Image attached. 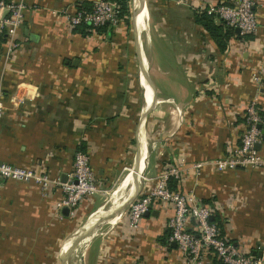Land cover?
Here are the masks:
<instances>
[{"label": "crops", "instance_id": "crops-1", "mask_svg": "<svg viewBox=\"0 0 264 264\" xmlns=\"http://www.w3.org/2000/svg\"><path fill=\"white\" fill-rule=\"evenodd\" d=\"M78 1L93 5L97 0H28L18 48L8 57L6 43H0L5 96L0 158L55 179L68 177L82 150L90 155L100 190L72 216L66 207L57 208L63 193L56 183L43 189L34 181H5L0 264H57L58 257L68 264L72 240L67 238L91 217L89 226L103 216V194L131 156L123 178L134 171L144 175L127 189L124 201L140 193L149 165L156 177L179 164L180 186L210 201L225 235L245 254L264 256V162L224 170L214 165L240 145L246 105L255 94L264 110V0H256L259 29L251 38L231 39L224 53L183 6L170 8L165 20L143 0L139 14L133 6L131 26L122 22L84 35L65 15ZM194 1L208 8L222 0ZM6 13L2 9L0 15ZM257 75L263 77L259 90ZM140 144L142 157L135 159ZM258 149L264 159V143ZM199 162L201 169L195 166ZM119 209L115 223L110 220L116 218L107 220L97 235H89L92 245L97 242L98 264H189L178 245L166 244L171 205H156L135 229ZM98 235L103 237L96 240ZM201 264L222 263L207 253Z\"/></svg>", "mask_w": 264, "mask_h": 264}, {"label": "built area", "instance_id": "built-area-1", "mask_svg": "<svg viewBox=\"0 0 264 264\" xmlns=\"http://www.w3.org/2000/svg\"><path fill=\"white\" fill-rule=\"evenodd\" d=\"M28 5V0H0V12L7 9L5 15H0V31L7 38L8 57V53L19 46L17 33L25 19ZM255 7L256 0H235L231 5L224 2L215 3L208 7V12L216 14L235 29L239 28L240 34L246 35L254 34L259 29ZM65 15L71 27L80 24L92 27L105 24L115 26L123 22L120 5L115 0H97L91 10H78L76 6L72 10H66ZM254 80L259 90L263 83L262 75L255 76ZM4 97L3 87L0 85V135L5 109ZM260 100V96L255 94L248 101L241 143L226 157L214 162L218 170L252 168L263 164L264 159L258 149V146L264 143V119L260 113ZM203 165V162L195 164L197 169H201ZM182 179L183 167L179 164L163 170L153 189L131 204L128 226L131 229L137 228L148 210L157 204H168L173 209L166 224L170 231L169 243H177L189 264L203 263L207 253H213L223 264H264V256L245 254L233 242L221 236L218 224L211 219L214 214L213 207L200 200L193 191L180 187ZM8 180L34 181L43 189L49 188L53 182L56 183L63 193V198L57 202V208L61 210L66 207L72 216L76 215L79 205L86 197L100 190L90 155L82 150L76 152L73 170L65 181L60 176L51 179L47 174L0 158V187ZM171 180L176 181L178 188L170 186Z\"/></svg>", "mask_w": 264, "mask_h": 264}, {"label": "rangeland", "instance_id": "rangeland-1", "mask_svg": "<svg viewBox=\"0 0 264 264\" xmlns=\"http://www.w3.org/2000/svg\"><path fill=\"white\" fill-rule=\"evenodd\" d=\"M194 2H195L194 0H148L149 5L152 6V8L155 10V12L157 11L158 14H161L162 13L163 16L165 17V20H168V18H167L166 15L167 14H170V10H171L170 8H172V9L173 8L174 9H180V7L183 6L185 8H188V11H190V13H192V14H194V11H196V10L201 11V10H204L205 9V5H202V3L199 4V5H197V6H195ZM130 5H131V11H132V14H133V6H134L133 0L130 1ZM158 11H160V12H158ZM163 16H161V18H163ZM217 18H219V17L217 16ZM159 19H160V17H159ZM145 28H146V26H145ZM147 30H148V28H147ZM144 36H145L144 38L146 39L145 42L148 45L147 37H146V35H144ZM135 67H136V75H138V77H139V67H138V65H135ZM150 67H151V65H150ZM149 69L151 70V68H149ZM154 78H156V77L154 76ZM141 93H142V100H143V96H144V88L143 87L141 88ZM152 112H153V110L150 112L149 116L147 117L148 118L147 126L149 124V119H150V115H151ZM143 148H144V143H143ZM132 162H133V158L131 156V158L128 159V161H126V167L123 169L120 178L119 179H116V181L114 183L112 182L110 185L107 186V191H105L106 193L103 194L104 200L102 201V203L103 202H106L105 204H102L105 207V209H108L111 206L110 198H111V195H112V191L123 180V177L128 172V170L130 169V167L132 166ZM150 167L151 166L149 165L147 171H145V176L143 178V182L144 183H143L142 190L140 191L139 194H137L135 196L134 199H132L129 203H127L123 207L124 212H123L122 217L123 216H125V217L129 216L131 204L136 199H138V197H141L142 195H145V194L149 193L151 191V189H153V187H154V185H155V183H156L157 178L159 177V175L156 176V177H154L153 175H151L150 174V169H151ZM161 169H164V165L161 167ZM102 205H101V207H103ZM119 208L117 209V211L121 210ZM88 217L86 215V217L82 221H80L79 226H81L84 222H86L87 219H88ZM92 220L93 219L91 217L90 220H88L85 225L89 226V223ZM116 220H117V218L116 219H113V220H110V221H111V223H115ZM100 221H102L103 223H105V221L102 220V219H100ZM121 221H123L122 218H121V220H119V223L116 225V228H119ZM102 224H100V225H102ZM100 225H97L95 229L93 228L89 233L84 234V236H82V238H80V239L77 240V250L74 251L70 255V257H69V259L67 261L68 264H98V261H97V250H96L97 246H95V245H97L96 244L97 242L95 243V241H94V244L92 245V242L90 241L91 240L90 237L92 236V234L96 231V229ZM89 227H95V226H92L91 225ZM106 228H107V225H104V227H101L102 231L104 229L106 230ZM116 228H114L112 230V232H115L116 231ZM89 235H90V237H89ZM101 236L102 235H98L95 239L96 240L97 239L99 240L101 238ZM89 241H90L91 244L89 246H87ZM73 242L74 241H72L71 250L73 248ZM65 257H66V254H65ZM60 263H61V260L58 257L57 264H60Z\"/></svg>", "mask_w": 264, "mask_h": 264}, {"label": "trees", "instance_id": "trees-1", "mask_svg": "<svg viewBox=\"0 0 264 264\" xmlns=\"http://www.w3.org/2000/svg\"><path fill=\"white\" fill-rule=\"evenodd\" d=\"M115 1H117L120 5L121 16H122L123 22H125L128 26H131L132 24V11H131V5H130L131 0H115ZM220 2H224L226 4L231 5L235 2V0H222ZM76 6L78 10H81V9L91 10L93 7V5L89 4L87 1H78ZM193 15H194L195 22L200 24L208 32L210 38L213 40V42L219 48V50L223 53L228 49L229 41H231V39L233 38L234 39L235 38H247L248 39L252 37V34L242 35L240 33H237L236 29L232 27L231 25L227 24L223 19L217 18V15L214 13H209L208 8H205L204 10H201V11L196 10L194 11ZM113 26L114 25L105 24L99 27H92L91 25H88V24H80V25L74 26L72 29L75 32H80L84 35H87L90 32L106 30L107 28L113 27ZM6 41H7V38L5 34L1 35L0 43L1 42L6 43ZM260 108H261L260 113L264 119V110H262V105H260ZM170 186L174 189L178 188V185L176 184L175 180L170 181ZM203 202L210 205V201L203 200ZM212 220L218 224L221 230V236L233 242L229 237L225 235L222 224L219 221H217V219L214 216ZM167 234L170 236V231L168 229H167ZM169 236H168L167 243H166L168 244V246H170ZM218 261L222 263L219 259Z\"/></svg>", "mask_w": 264, "mask_h": 264}, {"label": "bare ground", "instance_id": "bare-ground-1", "mask_svg": "<svg viewBox=\"0 0 264 264\" xmlns=\"http://www.w3.org/2000/svg\"><path fill=\"white\" fill-rule=\"evenodd\" d=\"M143 0H134V13L136 14H139V12L141 11V3H142ZM148 80V79H147ZM147 94L149 96V89L147 90ZM159 98V97H158ZM150 103V101L148 100V103H147V106L148 104ZM148 108V107H147ZM149 136H146L144 137L145 140L148 139ZM144 140V148H143V152H145V145H146V142ZM147 151L144 153L145 155H148V149H149V146L147 145ZM142 160V159H141ZM145 160V159H144ZM144 175V174H143ZM143 175H139L136 171L130 173L126 178H123L126 179L123 183L122 181L114 188V190L112 191V195H111V198H110V202H111V206L108 208V209H105V207L103 208V216L100 218L104 221H109L110 219L112 218H117V216L120 214L117 209L119 207H124L128 202L127 201H124V196L125 195H129V193L131 191H127L128 188H133V186L136 184V181L139 183V181L141 180V178L143 177ZM143 181V180H142ZM141 185V183L139 184ZM142 186V185H141ZM139 190V189H138ZM127 191V192H126ZM126 192V193H124ZM135 193V192H134ZM128 197V196H127ZM131 200V199H130ZM122 212V211H120ZM100 219L98 221H96L95 224H93L94 226H97V225H100L102 224L103 222L100 221ZM114 222V221H113ZM92 225V226H93ZM94 227H89L87 225H83L81 227H79L76 231H74L70 237L67 238L66 242L69 240V238L74 241L73 242V248L71 250V252L73 253L74 251L77 250V240L82 238V236H84V234L86 233H89ZM98 229V228H97ZM96 229L95 231V234L97 235V232L98 230ZM72 237V238H71ZM65 242V243H66ZM65 243H64V247H65ZM63 257H64V260H65V250L63 249Z\"/></svg>", "mask_w": 264, "mask_h": 264}, {"label": "water", "instance_id": "water-1", "mask_svg": "<svg viewBox=\"0 0 264 264\" xmlns=\"http://www.w3.org/2000/svg\"><path fill=\"white\" fill-rule=\"evenodd\" d=\"M236 32L237 33H240V29L239 28H236ZM146 72H147V70H146ZM147 74H148V72H147ZM148 76H149V74H148ZM150 108V106H148V108H147V110ZM146 115H147V112H146ZM141 143V142H140ZM137 156H139V157H142L141 156V144L139 145V149H138V152H137V154H136V156H135V159H136V157ZM140 160H141V158L139 159V161H138V164L140 165ZM136 162L137 161H135L134 160V164H136ZM146 170V169H145ZM145 170H144V172H145ZM67 174H64L63 175V178H62V180H66L67 178ZM67 209V208H66ZM68 210V209H67ZM151 213V210H148L146 213H145V215H149ZM211 219H213V216H211ZM172 244H174V245H177V243L176 242H173ZM262 255V253L260 252V256Z\"/></svg>", "mask_w": 264, "mask_h": 264}]
</instances>
